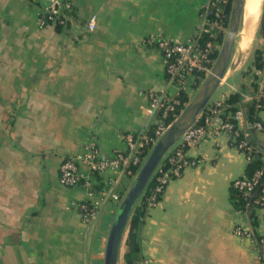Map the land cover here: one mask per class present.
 Listing matches in <instances>:
<instances>
[{
	"label": "crops",
	"instance_id": "1",
	"mask_svg": "<svg viewBox=\"0 0 264 264\" xmlns=\"http://www.w3.org/2000/svg\"><path fill=\"white\" fill-rule=\"evenodd\" d=\"M70 1L67 23L42 24L47 2L0 0V264H104L119 206L112 194L122 198L131 179L113 168L92 174L81 163L84 177L100 188L90 197L85 179L60 182L61 164L92 142L103 157L126 151L125 133L138 135L153 124L149 93L177 97L181 88L146 38L196 36L209 0ZM93 14L96 28L90 30ZM256 24L246 27L245 12L236 62L215 97L255 86L249 31L256 34ZM204 79L184 89L190 99ZM259 115L264 120V108ZM257 136L264 144V135ZM190 153L198 163L172 179L147 209L137 262L259 264L253 233L264 234V210L255 209L253 227L249 210L232 199L234 179L247 174L244 152L222 132ZM103 193L98 217L86 221L80 203Z\"/></svg>",
	"mask_w": 264,
	"mask_h": 264
},
{
	"label": "built area",
	"instance_id": "2",
	"mask_svg": "<svg viewBox=\"0 0 264 264\" xmlns=\"http://www.w3.org/2000/svg\"><path fill=\"white\" fill-rule=\"evenodd\" d=\"M35 1L47 2L44 13L40 18L42 24L48 21L58 24L67 23L72 10L70 0ZM229 1H208L204 9V20L200 32L194 37L183 40L180 38H168L160 33H151L146 38L148 43L157 45L161 50L171 81L180 86L181 89H186L187 85L202 80L211 71L216 60L212 53L216 50L219 52L222 45V42L218 40V36L223 34L224 37L227 29L226 18L229 16L226 7ZM96 20L97 15L93 14L87 21V27L90 30L96 28ZM203 33L207 34L208 38L202 44L200 37ZM259 43L263 52V61L261 67L254 68L255 86L241 93L242 99L239 102V108L234 113L228 114L229 118L225 117V110L229 106L225 101V97H212L205 109L199 114L198 120L186 129L181 138L166 153L158 165L154 174V186L146 197L148 207L158 203L160 195L165 191L166 186L172 179L180 176L186 167L194 166L198 163V158L190 153L191 148L196 147L208 137L226 132L238 149L244 152L248 162L255 157L261 156L263 163L251 175L245 174L235 178L233 185L247 199V205L251 203L250 198L256 193L252 203L255 209L264 210V153H262L256 143L249 139L252 129L264 135V120L257 118L249 124L246 116V105L249 102L255 101L259 112L264 108V33L261 34ZM149 97V113L154 118H157L160 112L162 113V117L158 120V124L155 127L154 134H149L147 130L138 135L131 131L125 133L128 149L126 151H117L112 157L101 156L96 144L94 142L90 143L85 152L69 156L62 162L60 182L66 186H72L85 179L84 184L88 188V194L93 197L98 191L93 188L91 180L88 177H84L80 171L81 163L86 164L92 174L101 173L110 168L120 172L121 175L132 176L136 174L137 172L134 171L133 166H140L147 157L148 151L152 148L157 138L169 126V124L166 125L165 118L171 111H175L180 103L177 97L164 90L151 91ZM242 120L246 121L245 127L240 125ZM104 194L99 199H90V201L80 203V208L86 221L91 222L98 217L103 204L102 199L107 198ZM112 197L117 200L120 195L113 193ZM243 229L242 226H238L236 231L242 233ZM251 233H253V229H251ZM255 239L259 247V264H264V234L261 235L259 240L256 237Z\"/></svg>",
	"mask_w": 264,
	"mask_h": 264
},
{
	"label": "water",
	"instance_id": "3",
	"mask_svg": "<svg viewBox=\"0 0 264 264\" xmlns=\"http://www.w3.org/2000/svg\"><path fill=\"white\" fill-rule=\"evenodd\" d=\"M245 2L246 0H232L227 29L211 71L205 76L198 91L187 102L180 114L157 138L151 152L137 171L134 181L120 202L109 229L104 264L120 263L125 235L133 210L154 176L158 165L186 129L198 120L199 114L205 109L222 83L232 62L244 23ZM261 147L264 150V144H261Z\"/></svg>",
	"mask_w": 264,
	"mask_h": 264
},
{
	"label": "trees",
	"instance_id": "4",
	"mask_svg": "<svg viewBox=\"0 0 264 264\" xmlns=\"http://www.w3.org/2000/svg\"><path fill=\"white\" fill-rule=\"evenodd\" d=\"M231 6H232V0L229 1L226 7L228 16L231 11ZM228 18L229 17L226 18V25H228ZM262 33H264V5H263V13L261 16V22H260V28H259V34H262ZM207 38H208V35L203 33L200 37V42L203 44ZM222 39H223V34H219L218 40L222 42ZM218 53H219L218 50H216L212 53V56L215 58L217 57ZM262 58H263L262 49L260 48V46H257L254 51L253 60L251 61V64H250L252 69L262 66V61H263ZM177 98L179 99L180 103L177 105L176 110L171 111L169 115L165 118L166 125L170 124L177 117V115L180 114L182 109L185 107L187 102L190 100L189 95L184 89L180 90L179 94L177 95ZM241 99H242V95L240 92H234L225 98V101L229 104V106L225 110L226 118H229V115L231 113H234L239 108V102L241 101ZM246 116H247L248 122H253L255 119L260 118L259 110L256 106L255 101L249 102L246 105ZM161 117H162V113L160 112L158 114L157 119H155L153 124H151V126L147 129V132L149 134H154L155 127L157 126L158 120L161 119ZM257 134L258 133L252 129V134L249 139L252 142L256 143L261 149L262 153H264V150L261 147L262 143L259 141ZM144 156H145V153H144ZM261 163H262L261 156L255 157L253 158V160L249 161L246 167L247 174L251 175L255 171V169L261 165ZM138 168H139L138 165L133 166V169L135 172L138 171ZM154 183H155V177L153 176L151 181L147 185L146 189L144 190V193L142 194L140 200L138 201V203L136 204L133 210V213H132L129 225H128V234L125 240V248H124V253H123V257H124L126 264H140L137 262L138 254L140 251L139 229H140L143 218L146 215V212L148 209V203H147L146 197L150 193L152 187L154 186ZM93 188L96 191L100 190V188H98V186L95 184L93 185ZM255 195L256 193L254 194L252 198H250L251 203L247 205V202H248L247 199L243 196V194L237 188L234 187V185L232 186V199L234 203L236 204L238 208H240L243 211L249 210L253 227H256L257 225V215L255 212L254 204L252 203ZM255 237L259 240L261 238V235L255 232Z\"/></svg>",
	"mask_w": 264,
	"mask_h": 264
},
{
	"label": "rangeland",
	"instance_id": "5",
	"mask_svg": "<svg viewBox=\"0 0 264 264\" xmlns=\"http://www.w3.org/2000/svg\"><path fill=\"white\" fill-rule=\"evenodd\" d=\"M260 1L261 0H259L258 1V8H259V11H258V14H260V21H258V23L256 24V27H255V32H256V34L254 33L253 34V30L252 31H249V33H250V38H251V42H252V44H251V48H252V46H253V48L254 47H257V46H260L259 44V41H260V36H261V34H259V28H260V22H261V16H262V13H263V5H264V0L262 1V5H261V11H260ZM43 3L45 4L46 3V1H43ZM258 17H259V15H258ZM258 17H257V19H258ZM256 19V20H257ZM245 27V26H244ZM245 29V28H244ZM254 29V28H253ZM246 30V29H245ZM246 32H248V31H246ZM236 48H238V49H240V46H239V43L237 44V46H236ZM235 48V49H236ZM246 56V55H245ZM243 56L242 55H239V56H237V61H239V58H242ZM246 58H244L243 60H242V62L245 60ZM250 60V59H249ZM234 62H236V60L234 61ZM240 63V62H239ZM199 89V88H198ZM198 89H197V91H198ZM219 90V89H218ZM196 91V92H197ZM218 92L219 91H216V93L214 94V96L213 97H215V95L216 94H218ZM196 94V93H195ZM175 145V144H174ZM151 152V149L148 151V154H147V156L149 155V153ZM147 158V157H146ZM146 158L144 159V161L146 160ZM144 161L141 163V165L139 166V168L142 166V164L144 163ZM139 168H138V170H139ZM135 175L136 174H134V175H132V176H128V175H125L126 177H127V179H131V184H132V182L134 181V178H135ZM127 192V191H126ZM125 192V193H126ZM125 193L123 194V197L121 198V196H120V200L119 199H117V201H119V204H120V202L122 201V199L124 198V196H125ZM120 195V194H119ZM116 200V199H115ZM127 234H128V230H127V232H126V235H125V240H126V237H127ZM124 248H125V241H124V245H123V249H122V256H121V260H120V263L119 264H126V262H125V260H124V257H123V253H124Z\"/></svg>",
	"mask_w": 264,
	"mask_h": 264
},
{
	"label": "bare ground",
	"instance_id": "6",
	"mask_svg": "<svg viewBox=\"0 0 264 264\" xmlns=\"http://www.w3.org/2000/svg\"><path fill=\"white\" fill-rule=\"evenodd\" d=\"M258 1L259 0H246L245 2L244 13L246 12V27H251L256 23V19L259 15ZM232 65H234V57L232 59L229 69L232 67Z\"/></svg>",
	"mask_w": 264,
	"mask_h": 264
}]
</instances>
